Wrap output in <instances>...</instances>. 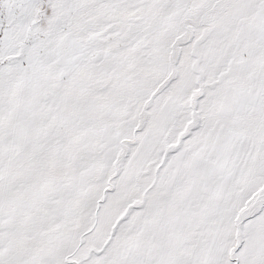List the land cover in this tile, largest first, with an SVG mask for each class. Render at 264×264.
<instances>
[{
  "label": "snow or ice",
  "instance_id": "6c2138e0",
  "mask_svg": "<svg viewBox=\"0 0 264 264\" xmlns=\"http://www.w3.org/2000/svg\"><path fill=\"white\" fill-rule=\"evenodd\" d=\"M0 264H264V0H0Z\"/></svg>",
  "mask_w": 264,
  "mask_h": 264
}]
</instances>
